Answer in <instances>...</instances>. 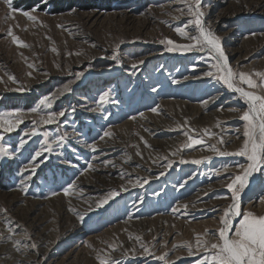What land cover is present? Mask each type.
Listing matches in <instances>:
<instances>
[{
	"label": "rangeland",
	"instance_id": "1",
	"mask_svg": "<svg viewBox=\"0 0 264 264\" xmlns=\"http://www.w3.org/2000/svg\"><path fill=\"white\" fill-rule=\"evenodd\" d=\"M39 3L13 0L15 8L25 10ZM201 9L231 68L252 75L260 84L254 73L264 72V0H202ZM33 15L35 23L0 0V112H26L24 122L4 134L10 155L0 158V264H99L98 252L126 264H159L155 256L164 253L175 264H194L203 253L189 257L187 248L173 246H194L197 235L218 232L220 217L231 202L227 177L245 161L221 157L209 146L229 152L241 147L244 121L239 119L240 111L229 109L247 106L203 75L214 62L207 53L168 52L166 43H161L190 42L175 31L192 19L186 4L48 0ZM9 28L19 44L7 35ZM186 31L196 34L194 25ZM114 51L121 66L110 58ZM133 64L137 65L134 75ZM75 73L83 75L71 85V94L53 99L52 109L39 103L56 86L74 79ZM105 92L108 102L99 105ZM34 106L39 113H31ZM61 109L66 114L59 125H40L36 129L40 134L23 136L40 115ZM184 131L204 143L185 147L191 142ZM65 133L68 138L59 147L55 141ZM22 136L27 142L21 147ZM92 143L95 152L88 147ZM49 144L52 151L37 158L39 166L27 181L25 194L20 190L21 170ZM181 159L189 162L182 164ZM169 163L171 168L166 166ZM225 165L230 166L228 171L217 174ZM29 174L31 168L23 172ZM254 177L241 195V209L264 215L260 203L264 169ZM129 178L148 182L132 187ZM121 187L127 190L103 207L95 206L100 197ZM174 207L176 213L171 211ZM77 213L84 216L83 222ZM136 236L154 256H145ZM131 249L134 256L131 251L124 254Z\"/></svg>",
	"mask_w": 264,
	"mask_h": 264
},
{
	"label": "snow or ice",
	"instance_id": "2",
	"mask_svg": "<svg viewBox=\"0 0 264 264\" xmlns=\"http://www.w3.org/2000/svg\"><path fill=\"white\" fill-rule=\"evenodd\" d=\"M7 4L10 11L19 12L21 15L26 17L29 21L36 22L37 17L33 13L41 11V4L47 5L48 0H40L39 4L33 5L30 9H18L14 7L13 0H4ZM182 3L187 6V14L192 17L191 20L187 22L184 26L175 27L176 33L183 39L190 41L187 44H176L171 39L167 41H161L162 44L167 45L166 51L168 52H180L181 54L192 53V52H204L207 53V59L214 61L209 63L208 70L203 73V75L213 78L217 83L222 84L226 89L232 93L238 94V98L247 106L246 109H237L231 108L229 111H240L241 115L239 119L244 121L242 135L244 137L241 147L236 151H221L215 147V145L209 146L210 150L216 152L219 156H235L244 158V163H238L236 165L237 172L231 176L227 177L226 187L231 193L230 204L223 211L222 216L220 217L219 224L220 227L216 233L205 232L203 235H197L195 239V245L185 244V245H175L173 249L177 247H185L188 250V256H200L203 255L194 261V264H264V215H256L250 210L241 209V195L244 190L248 187L250 178L254 173L261 172L264 169V72H256L255 76L259 77L261 83L257 82L252 78V75L246 73H237L235 72L230 64L227 55L225 54L223 47L221 45L220 38L211 30L210 26L206 24L204 20V12L201 9L202 0H181ZM76 9H72L71 12H75ZM183 12V9H179ZM47 15L48 12L45 11ZM189 25H194L195 33H190L186 31V28ZM8 36L12 37L14 43L19 44L17 37L12 33V29L9 28L7 32ZM25 46V45H20ZM113 61L116 62L117 66H121L118 54L114 51L110 57ZM142 64L143 61H140ZM29 68H32L33 65L29 64ZM132 69L134 70L132 74H135L137 65L133 64ZM44 75H48L44 73ZM73 74L69 72V76ZM82 73H75L74 79H70L63 84V86H56L53 90V93L46 95L42 98L39 103L43 104L47 109H52L53 99L57 96H63L64 94H71L73 91L71 85L78 81ZM13 79V77H9ZM178 82V81H174ZM247 86V89L243 87ZM23 90V89H21ZM155 90V89H154ZM259 90V91H253ZM109 94L107 92L99 96V105H102L105 102H108ZM207 103V101H205ZM72 112H75V107L70 109ZM91 111H96L97 109H89ZM31 113H39L40 109L33 107ZM155 111V109H153ZM26 112L21 109L16 110H6L0 112V158H3L6 155H10L8 149L4 146V134L11 133L15 131L21 123L24 122V116ZM66 114L65 109L59 111H50L46 114L40 115L39 120H34L32 122V127L24 130L23 136H36L40 133L37 132V128L40 125H52L60 124V118L64 117ZM66 123V122H65ZM219 127V124L217 125ZM236 131H240L237 129ZM29 133L31 135H29ZM185 136H189V131H184ZM205 134L212 135L205 130ZM44 136V141L47 143L48 135L47 132L42 134ZM105 136L109 133L105 132ZM23 136L20 138V146L22 147L25 141ZM67 133L65 135L57 137L56 143L59 147H63L67 140ZM239 138V137H238ZM103 139V137H101ZM190 145H185V147H190L192 145H200L203 142L200 138L190 137ZM221 143L223 139L221 138ZM93 152L96 151L95 143L88 145ZM44 151H52L51 145L49 144L47 149L41 148V150L36 151L31 158L29 165H26L24 169L21 170L20 175V190L27 194V181L31 180L32 175L35 174L36 168L39 166L36 163L38 157L42 156ZM137 155L141 153L137 152ZM95 159V157H93ZM189 161L181 159L180 163H188ZM104 164H110L111 161H104ZM191 163L199 164L201 161L193 160ZM171 168V163L166 165ZM87 167L91 169L93 165L88 163ZM115 167V165H113ZM230 166L225 165L222 169L217 170V174L220 171H228ZM28 168H31V174L25 176L23 175L24 171H27ZM83 174V170L81 172ZM125 173H121L123 177ZM146 179L137 178L133 181L131 178L128 179L127 183L132 187L143 186V183H147ZM72 185H69L71 187ZM183 185H181L182 187ZM126 187H121L119 190H112L107 192L103 197H100L96 203V207H103L109 202V200L115 198L120 194V191H126ZM65 194L68 193V188L64 189ZM57 193H52L56 195ZM142 197L139 203H142ZM260 203H264V196L260 198ZM133 208L138 207L137 202H133ZM185 209L187 205L183 206ZM171 211L176 213L177 208H172ZM78 218L81 222L84 221V216L77 213ZM129 219L132 217L129 216ZM133 238V237H130ZM135 241L140 244V247L143 249V253L146 257L154 256L149 249V247L141 242V237H134ZM16 245H19V241L14 242ZM33 248L37 246L32 245ZM112 248V251H116L114 245H109ZM195 249V250H194ZM135 254V249L125 250V255L128 252ZM168 253H164L160 256H155V260L159 264H175V261H172L168 258ZM97 259L99 264H126L124 260H113L109 256H101L100 253H97Z\"/></svg>",
	"mask_w": 264,
	"mask_h": 264
},
{
	"label": "bare ground",
	"instance_id": "3",
	"mask_svg": "<svg viewBox=\"0 0 264 264\" xmlns=\"http://www.w3.org/2000/svg\"><path fill=\"white\" fill-rule=\"evenodd\" d=\"M235 95L238 96V94L234 93ZM254 175V174H253ZM253 179V180H252ZM252 179H250L251 183H253L252 181H254L255 177H253ZM255 184V183H254Z\"/></svg>",
	"mask_w": 264,
	"mask_h": 264
},
{
	"label": "water",
	"instance_id": "4",
	"mask_svg": "<svg viewBox=\"0 0 264 264\" xmlns=\"http://www.w3.org/2000/svg\"><path fill=\"white\" fill-rule=\"evenodd\" d=\"M254 177V175L250 178V179H252ZM249 184H250V186H251V181L249 182Z\"/></svg>",
	"mask_w": 264,
	"mask_h": 264
},
{
	"label": "trees",
	"instance_id": "5",
	"mask_svg": "<svg viewBox=\"0 0 264 264\" xmlns=\"http://www.w3.org/2000/svg\"><path fill=\"white\" fill-rule=\"evenodd\" d=\"M62 0H60V2H61ZM109 1H111V0H109ZM67 2V1H66ZM101 2V1H100ZM91 3H93V2H91ZM95 4H98V2L97 3H95Z\"/></svg>",
	"mask_w": 264,
	"mask_h": 264
}]
</instances>
